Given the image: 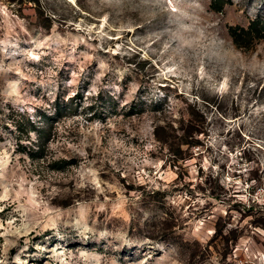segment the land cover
<instances>
[{"label":"rangeland","instance_id":"obj_1","mask_svg":"<svg viewBox=\"0 0 264 264\" xmlns=\"http://www.w3.org/2000/svg\"><path fill=\"white\" fill-rule=\"evenodd\" d=\"M0 264H264V0H0Z\"/></svg>","mask_w":264,"mask_h":264}]
</instances>
